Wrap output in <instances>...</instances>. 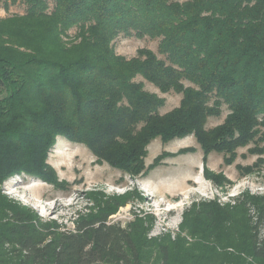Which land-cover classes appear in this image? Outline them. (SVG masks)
<instances>
[{
  "label": "trees",
  "instance_id": "obj_1",
  "mask_svg": "<svg viewBox=\"0 0 264 264\" xmlns=\"http://www.w3.org/2000/svg\"><path fill=\"white\" fill-rule=\"evenodd\" d=\"M22 3L23 15L0 20V187L14 175L50 179L57 138L131 178L146 173L156 139L193 136L204 158L215 152L226 163L249 144L264 155V0ZM120 36L158 39L157 54L117 55ZM137 77L181 95L178 107L161 115L163 99ZM223 107V122L207 129ZM96 194L69 229L0 189V264H264V196L194 203L174 237L149 238V214L123 226L110 219L131 196L141 200L136 191Z\"/></svg>",
  "mask_w": 264,
  "mask_h": 264
},
{
  "label": "rangeland",
  "instance_id": "obj_2",
  "mask_svg": "<svg viewBox=\"0 0 264 264\" xmlns=\"http://www.w3.org/2000/svg\"><path fill=\"white\" fill-rule=\"evenodd\" d=\"M22 1L10 3L8 9L0 4V20L23 15L25 5ZM75 32L73 29L69 35L73 36ZM158 42V39L148 37L120 36L113 45L117 55L130 59L141 49L157 54ZM134 81L143 82L147 92L163 99L161 115L178 107L181 95L162 94L140 77ZM227 114L228 110L223 107L220 117L210 118L206 128L220 125ZM260 147H264V143ZM254 148L253 144L239 148L235 159L226 163L224 155L215 152L204 158L193 136L166 145L156 139L146 148V173L131 178L104 163H97L83 145L57 138L47 153L50 179L14 175L0 189L9 199L32 209L42 220H54L69 229L78 212L87 214L94 207L88 193L96 192V197L101 200L102 195L118 197L136 191L141 200L131 196L128 204L111 216V221L123 226L134 214H149L154 218L149 238L167 233L174 237L183 213L194 203L212 200L224 205L232 204L242 194L264 196V155L251 153ZM249 213L255 214L253 210Z\"/></svg>",
  "mask_w": 264,
  "mask_h": 264
}]
</instances>
